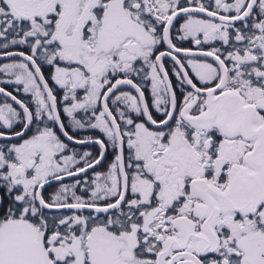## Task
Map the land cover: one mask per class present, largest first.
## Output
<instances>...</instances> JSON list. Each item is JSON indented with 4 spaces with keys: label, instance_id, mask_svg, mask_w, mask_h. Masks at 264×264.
<instances>
[{
    "label": "snow or ice",
    "instance_id": "obj_1",
    "mask_svg": "<svg viewBox=\"0 0 264 264\" xmlns=\"http://www.w3.org/2000/svg\"><path fill=\"white\" fill-rule=\"evenodd\" d=\"M0 264H264V0H0Z\"/></svg>",
    "mask_w": 264,
    "mask_h": 264
},
{
    "label": "flooded vegetation",
    "instance_id": "obj_2",
    "mask_svg": "<svg viewBox=\"0 0 264 264\" xmlns=\"http://www.w3.org/2000/svg\"><path fill=\"white\" fill-rule=\"evenodd\" d=\"M9 90H11V88L9 87Z\"/></svg>",
    "mask_w": 264,
    "mask_h": 264
}]
</instances>
